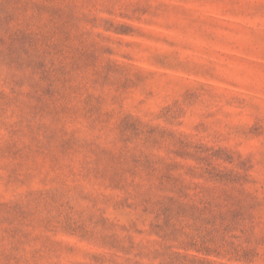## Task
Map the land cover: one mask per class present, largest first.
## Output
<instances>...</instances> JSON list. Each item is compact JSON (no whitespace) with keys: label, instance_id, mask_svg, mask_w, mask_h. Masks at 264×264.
I'll return each mask as SVG.
<instances>
[{"label":"rangeland","instance_id":"obj_1","mask_svg":"<svg viewBox=\"0 0 264 264\" xmlns=\"http://www.w3.org/2000/svg\"><path fill=\"white\" fill-rule=\"evenodd\" d=\"M0 264H264V0H0Z\"/></svg>","mask_w":264,"mask_h":264}]
</instances>
